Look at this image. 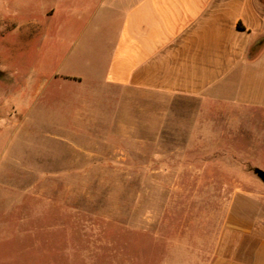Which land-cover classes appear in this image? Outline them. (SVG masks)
Masks as SVG:
<instances>
[{
	"label": "rangeland",
	"instance_id": "374dc122",
	"mask_svg": "<svg viewBox=\"0 0 264 264\" xmlns=\"http://www.w3.org/2000/svg\"><path fill=\"white\" fill-rule=\"evenodd\" d=\"M36 4L0 0V264H203L233 204L264 223L261 113L132 96L120 121L94 84L68 87L72 129L35 119L65 103L39 85Z\"/></svg>",
	"mask_w": 264,
	"mask_h": 264
},
{
	"label": "crops",
	"instance_id": "0c3cea01",
	"mask_svg": "<svg viewBox=\"0 0 264 264\" xmlns=\"http://www.w3.org/2000/svg\"><path fill=\"white\" fill-rule=\"evenodd\" d=\"M35 1L39 59L54 65L39 85L65 102L41 105L40 122L72 129L68 87L94 84L118 89L120 121L132 96L193 97L202 112L264 118V0ZM206 255L203 264H264V223L233 204Z\"/></svg>",
	"mask_w": 264,
	"mask_h": 264
},
{
	"label": "water",
	"instance_id": "95a60500",
	"mask_svg": "<svg viewBox=\"0 0 264 264\" xmlns=\"http://www.w3.org/2000/svg\"><path fill=\"white\" fill-rule=\"evenodd\" d=\"M257 173H258V175L262 178V180L264 181V170L258 168V169H257Z\"/></svg>",
	"mask_w": 264,
	"mask_h": 264
}]
</instances>
